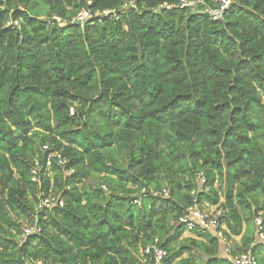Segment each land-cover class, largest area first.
Instances as JSON below:
<instances>
[{
  "label": "trees",
  "instance_id": "1",
  "mask_svg": "<svg viewBox=\"0 0 264 264\" xmlns=\"http://www.w3.org/2000/svg\"><path fill=\"white\" fill-rule=\"evenodd\" d=\"M126 1L0 0V264H264V0Z\"/></svg>",
  "mask_w": 264,
  "mask_h": 264
},
{
  "label": "built area",
  "instance_id": "2",
  "mask_svg": "<svg viewBox=\"0 0 264 264\" xmlns=\"http://www.w3.org/2000/svg\"><path fill=\"white\" fill-rule=\"evenodd\" d=\"M231 0H216L218 3L217 6H209L205 5L204 10L206 11L208 17L212 20H217L222 17L223 11L227 8ZM199 4H204L202 0H179L177 4L173 5H168L165 4L164 8L165 9H170V8H183V7H195ZM124 7L128 6H134V0L126 1L123 5ZM112 10H103V11H98L95 13L98 15L99 13L108 15L111 14ZM91 17V13L89 10H82L79 12L76 17L72 19V22H81L84 21L88 18ZM57 21H60L59 17H55ZM16 24V22H8V25H13ZM53 156V155H51ZM59 156V155H58ZM64 159H61V162H64ZM47 166L50 165V160L47 161ZM153 194H163L167 195V191L163 189L161 192H156L151 190ZM58 202V204L62 205V200H56L53 196H47V197H42L38 201L37 207L42 208V207H48L52 205L53 203ZM134 203L139 204V197H135L133 199ZM223 215V210L218 207H212L210 209H200L198 207V204L196 201L189 205L182 215L178 217V223L183 225L187 231H192V230H198L201 234H207L211 233L218 237L223 246H224V251L226 254L229 253V247L226 244V238L224 235V228L223 224L221 222V217ZM255 223L257 225V235L258 238L262 239V243L264 244V226L262 225V221L260 218L255 219ZM39 232V227L37 226L36 223H31L27 226H24L22 228V232L20 235L19 240L25 239L27 236ZM145 252L151 253L152 257L154 259L155 264H159L163 257L166 255V250L163 248L157 246L156 244H153L149 247L146 248ZM230 260L232 261L233 264H257V260L251 250H247L244 253H240L234 256L230 257ZM37 264H42L41 262H37Z\"/></svg>",
  "mask_w": 264,
  "mask_h": 264
},
{
  "label": "crops",
  "instance_id": "3",
  "mask_svg": "<svg viewBox=\"0 0 264 264\" xmlns=\"http://www.w3.org/2000/svg\"><path fill=\"white\" fill-rule=\"evenodd\" d=\"M223 228L225 229V226L223 225ZM239 239H240V237L239 236H235V237H232L231 238V242H234V241H239ZM227 243V242H226ZM228 245V244H227ZM221 252L223 253H225V251H224V246H223V244H222V242H221ZM227 255V254H226Z\"/></svg>",
  "mask_w": 264,
  "mask_h": 264
},
{
  "label": "rangeland",
  "instance_id": "4",
  "mask_svg": "<svg viewBox=\"0 0 264 264\" xmlns=\"http://www.w3.org/2000/svg\"><path fill=\"white\" fill-rule=\"evenodd\" d=\"M204 209H209L211 207H203ZM222 254H224V256H226V254L223 252Z\"/></svg>",
  "mask_w": 264,
  "mask_h": 264
}]
</instances>
